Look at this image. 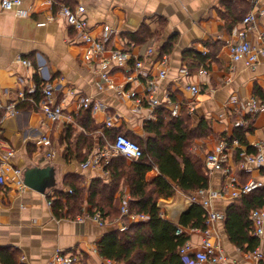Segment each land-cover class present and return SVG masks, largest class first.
I'll use <instances>...</instances> for the list:
<instances>
[{
	"label": "crops",
	"instance_id": "crops-1",
	"mask_svg": "<svg viewBox=\"0 0 264 264\" xmlns=\"http://www.w3.org/2000/svg\"><path fill=\"white\" fill-rule=\"evenodd\" d=\"M18 7L6 11L0 5V104L14 103L20 111L11 117L4 112L0 124L1 139L7 147L13 149V156L5 158L0 146V169L6 178V185L0 187V250L15 252L18 264H50L57 251L76 254V264H116L103 259L97 244L104 234L124 224L120 213L123 201H130V188L124 178H120L115 188L120 218L107 215L104 224L99 226L93 219L97 211L87 204L88 189L92 180L99 179L104 184L112 182V175L105 170V165L113 156L103 160L102 166L82 168L86 159L105 149L110 135L122 132L144 139L148 130L157 121V111L166 115L172 101L193 102L194 112L190 113L192 127L200 118L210 122L212 137L203 149L194 150V159H200L205 171L204 159L218 142L221 133L231 135L233 123L238 116L245 114L247 100L254 96V86H258L264 98V59H261L253 71L245 68L242 62L234 63L229 57V46L236 42L238 34L245 32L246 39L255 46L263 44L264 16L257 15L251 27L242 24L245 15L252 9H261L259 0L232 2V0H20ZM256 1V2H255ZM1 2V0H0ZM61 4L84 7V17L92 36L101 34L104 25L118 34L110 47L125 49L136 58L143 60V70L151 74L156 81L155 97L159 109L143 106L137 109L133 100L120 96L130 87L137 95H143L144 85L125 83L122 72L111 70V79L116 88L99 89L100 74L95 62L87 64L83 60L84 45L77 33L59 14ZM141 31H147L152 38H144ZM139 37L141 40H137ZM172 37V49L167 55L166 76L157 79L159 66V46ZM194 48L209 58L204 65L182 58L185 50ZM148 49L153 52L146 56ZM26 61L28 64H23ZM192 62V63H191ZM189 65L196 66L190 69ZM187 70V75L181 73ZM201 68L208 72L199 73ZM62 79V90L56 92L55 99L62 98L63 117L52 123L45 119L37 104L42 99L39 90L44 84H55ZM197 86L199 93L193 96L187 89ZM67 89L75 94L89 96L103 107L89 112V121L80 116L76 97L67 95ZM20 94L26 97H39L36 103L22 101ZM37 94V95H36ZM256 96V95H255ZM236 98V103L229 102ZM258 97V95H257ZM35 100V99H34ZM263 100V99H262ZM28 102L26 107L18 105ZM79 119H77L78 117ZM246 118H248L246 116ZM112 121V127L106 122ZM252 132L247 135L249 146L264 140V112H258L253 119L248 118ZM89 122V123H88ZM42 136H47L50 145L39 143ZM54 155L46 158V151ZM126 165L132 162L124 158ZM233 173L239 183H245L247 177L259 179L260 173L251 175L240 172L235 158L230 161ZM120 166H117L119 168ZM49 169V176L43 187L18 190L15 184L14 170ZM159 172L152 168L146 176L152 182ZM75 179L84 190V202L80 215L56 216L50 200H55L58 191L68 192L70 187L65 182ZM208 190L216 195L211 200L214 212L223 214L233 201V189L224 188L225 180L220 172L208 176ZM192 193V192H191ZM176 190L169 199H160L158 206L164 219L176 223L179 215L191 205L189 196ZM129 223L131 221L126 218ZM210 240L219 244L227 256L238 264H259L251 258V253H243L228 240L223 221L208 225ZM188 239L199 240L195 230H187ZM200 249L198 246L195 250ZM264 263V237L258 245Z\"/></svg>",
	"mask_w": 264,
	"mask_h": 264
},
{
	"label": "trees",
	"instance_id": "trees-1",
	"mask_svg": "<svg viewBox=\"0 0 264 264\" xmlns=\"http://www.w3.org/2000/svg\"><path fill=\"white\" fill-rule=\"evenodd\" d=\"M232 2L248 1L232 0ZM140 35L144 38H152L147 31H141ZM136 38L141 40L139 37ZM173 40L174 37L159 46L160 56L171 52ZM143 41L144 39L141 40ZM182 58L204 65L209 55L190 48L182 53ZM189 67L194 69L196 66L189 65ZM253 90L256 96L264 100L258 86H254ZM34 99L38 101L39 97ZM27 103L21 102L17 106L18 109L26 107ZM160 111H157L158 119L150 127L144 139L122 132L110 135L111 140L116 134H122L136 142L142 150V156L138 160H132L129 166L126 165L124 156L111 157L113 159L105 165V170L112 175V182L104 184L101 180L95 179L91 181L88 189L87 204L102 217L110 215L115 218L119 215L115 188L119 179L124 178L130 188L131 198L127 204L129 215L147 216L146 220L129 223L126 219L128 216L124 215L122 221L127 228L125 230L113 228L107 231L97 244L99 255L116 264H185L179 250L188 240L187 230L206 228L205 212L200 205L191 204L174 223L162 217L158 201L172 198L176 190L189 195L196 190L208 188V175L202 169L201 160L194 159L189 150V140L212 134L210 122L200 118L196 127L188 128V123L192 125L193 122L186 106L182 107L178 117H172L170 110L166 115ZM89 112L90 110H81L80 113L83 114L80 116L89 121ZM251 132L252 128L247 124L246 127L234 128L231 135L221 133L220 138L237 139L248 152H254L246 138ZM237 154L238 150L235 155L236 162L239 160ZM117 166L120 167L117 168ZM152 168H156L159 175L152 182H147L145 176ZM246 177L248 179V176ZM242 184L244 183L240 182V185ZM65 185L70 187L71 192H56V198L51 204L52 209L59 217L65 214L73 217L80 215L84 202V190L75 179L67 180ZM255 209L264 210V187L236 197L224 213L226 236L229 242L243 253H252L260 243V240L252 235V224L249 218L251 211ZM179 228L182 232L176 235ZM0 264H18L15 252L0 250ZM259 264L264 263L259 262Z\"/></svg>",
	"mask_w": 264,
	"mask_h": 264
},
{
	"label": "built area",
	"instance_id": "built-area-1",
	"mask_svg": "<svg viewBox=\"0 0 264 264\" xmlns=\"http://www.w3.org/2000/svg\"><path fill=\"white\" fill-rule=\"evenodd\" d=\"M256 2V1H255ZM262 3L261 9H252L255 4H253L251 10L245 15L242 20V24L246 27H251L257 19V15L261 14L264 16V0H259ZM20 0H1V7L6 10H12L20 5ZM59 14H61L67 25L77 33L79 39L84 45L83 60L89 64L95 62L98 66V71L100 74V85L99 89L103 90L104 87L109 89H115V83L111 79V74L114 72H122L124 75L125 83L131 85L142 84L144 85L143 95H137L134 90L128 87L129 90H125L120 96L133 100L137 105V109H141L143 106L148 109H159L160 104L155 97V85L156 81L151 78V74L143 70V60L141 58H136L131 52L125 49H114L110 47V43L113 38L118 34L115 30L107 25H104L101 29V34L97 37L92 36L90 29L88 28L87 20L84 17L85 9L82 5L77 4L73 8L68 5L61 4L58 9ZM238 40L229 46V57L232 62H242L245 68L253 71L261 59H264V42L262 45L255 46L249 42L245 37V32H240L238 34ZM264 41V38H263ZM153 50L148 49L146 56H150ZM167 55L160 56L157 60V65L159 70L157 73V79H164L166 76V66H167ZM23 64L27 65L26 61ZM114 68L115 71L111 73V69ZM181 73L187 75V70L182 69ZM199 73L203 76L208 74L205 68H201ZM62 79H58L55 84H44L39 90H31L28 94H33L40 92L42 99L37 104L38 109L42 112L45 119L49 122L55 123L61 120L65 115L63 114L62 98L59 100L55 99L56 92L62 90ZM190 93L195 96L199 93V88L197 86H189L187 88ZM74 95L78 103V107L82 110L96 111L102 109V105L98 102H94L89 96L82 94H75L74 90L67 89V95ZM22 101H28L29 103H36L34 98L26 97L24 94H20ZM229 102L236 103L237 99L231 97ZM186 106L190 113L194 112L193 102L186 101H172L170 107V114L172 117H178L182 107ZM5 113L11 117H16L20 113L16 109L14 103L2 105L0 104V114ZM258 112H264V100L260 97L252 96L247 100V106L245 114L238 116L237 120L233 123V129L236 127H246L248 124V118L253 119V117ZM246 116L248 118H246ZM4 115H0V124L2 123ZM106 127H112V121L108 120L106 122ZM232 129V131H233ZM39 143L43 146H49L50 141L47 136H42L39 139ZM0 146L5 152V158H10L13 156V149L6 146V144L1 139L0 131ZM254 152H248L247 148L241 146L237 139L229 140L225 137L219 138L218 142L215 144L213 149L206 154L204 159L205 171L208 176L215 172H220L225 180L224 188L233 189L232 198H236L240 195L249 194L255 190L264 187V183L259 179L249 177L247 181L240 185L238 181V176L233 173L230 161L235 158L237 150V168L240 172L244 174L251 175L253 172H257L264 177V140L257 142L253 146ZM54 155L52 150L46 151V158H51ZM121 155L125 158L131 160H138L142 156V150L140 146L125 137L122 134H116L112 140L107 141L105 149L99 151L86 159L82 164V168H96L102 166L103 160H107L111 156ZM15 184L18 190H23L25 185L23 183L22 171L14 170ZM6 185V178L0 169V187ZM71 192L70 190L68 191ZM222 196L223 193L215 194L210 192L208 189H199L191 193L189 196V202L191 204L200 205L205 212V224L206 228L204 230L196 229L195 231L199 234V240L195 243L189 239L180 248L179 254L183 257L185 264H238L237 262L230 259L223 249L217 243H212L210 240V230L208 225L216 221H223L224 215L214 212L211 208V200L216 196ZM51 206L52 200L48 202ZM120 213L122 215L128 216L131 221H143L147 219V216L143 214L129 215L128 205L125 201L121 203ZM250 220L252 224V235L261 240L264 237V210L255 209L250 213ZM92 219L99 225H103L104 221L99 212L93 215ZM127 225L122 224L120 230H125ZM182 229L179 228L176 231V235L181 234ZM200 247V249L195 250V248ZM76 254L72 252L57 251L53 254L50 264H76L77 262ZM251 258L257 263L262 260V255L259 249H255L251 253ZM104 264V263H102Z\"/></svg>",
	"mask_w": 264,
	"mask_h": 264
},
{
	"label": "water",
	"instance_id": "water-1",
	"mask_svg": "<svg viewBox=\"0 0 264 264\" xmlns=\"http://www.w3.org/2000/svg\"><path fill=\"white\" fill-rule=\"evenodd\" d=\"M49 176V169H29L25 171L23 183L28 188H40L43 187V180Z\"/></svg>",
	"mask_w": 264,
	"mask_h": 264
},
{
	"label": "rangeland",
	"instance_id": "rangeland-1",
	"mask_svg": "<svg viewBox=\"0 0 264 264\" xmlns=\"http://www.w3.org/2000/svg\"><path fill=\"white\" fill-rule=\"evenodd\" d=\"M188 124H189L188 128H193L190 123H188ZM210 137H212V134H210V135H208L206 137L190 139L189 140V150L191 151V153L194 152V150H196V149H200V146H201V148L203 149V152H204V153H201V156L202 155L204 156L205 155V150H207V147H206V144L203 143V142L205 141V142L209 143L210 142ZM254 173H256V172H254ZM116 218L121 219L120 218V214Z\"/></svg>",
	"mask_w": 264,
	"mask_h": 264
}]
</instances>
